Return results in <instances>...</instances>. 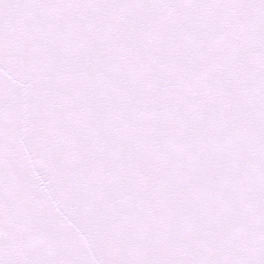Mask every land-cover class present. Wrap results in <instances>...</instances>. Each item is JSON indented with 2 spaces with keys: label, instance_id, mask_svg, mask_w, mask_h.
Masks as SVG:
<instances>
[{
  "label": "snow or ice",
  "instance_id": "obj_1",
  "mask_svg": "<svg viewBox=\"0 0 264 264\" xmlns=\"http://www.w3.org/2000/svg\"><path fill=\"white\" fill-rule=\"evenodd\" d=\"M0 264H264V0H0Z\"/></svg>",
  "mask_w": 264,
  "mask_h": 264
}]
</instances>
